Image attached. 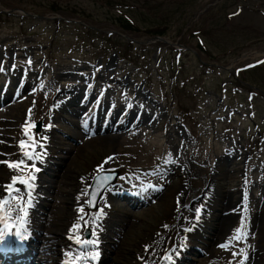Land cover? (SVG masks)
<instances>
[{
    "label": "rangeland",
    "instance_id": "374dc122",
    "mask_svg": "<svg viewBox=\"0 0 264 264\" xmlns=\"http://www.w3.org/2000/svg\"><path fill=\"white\" fill-rule=\"evenodd\" d=\"M109 2L116 7L110 9ZM118 8L123 9V13L129 17L136 29L122 28L123 21L116 12ZM206 8L208 9L201 14ZM0 10L29 16L21 20L11 19L22 29L15 24L0 23V49L5 47L9 50L8 53L17 51L20 56L18 49L24 47L27 51L20 57L12 56L13 52L8 54V60L20 61L18 65L24 67L19 70L21 75L15 76L16 80L21 78L26 83L35 81L45 86L36 96L39 100L35 104L36 111L30 115L33 119L26 124L25 129H22V124L17 119H21V113L30 107L29 103L32 105L36 89L23 94L19 102L12 104L14 108L3 114L4 121L0 122V155H7L8 158L0 164V197L6 192L7 185L11 184L13 176H18V173L32 167L27 162V148L21 151L18 139L23 135L28 137L24 134L28 125L42 121L44 126L38 134L53 131L51 135L53 134L52 139L55 142L49 160H52L56 151L57 159L53 160L57 166L54 169L59 172L56 179L59 195L57 202L64 204L56 209L64 212L63 218L58 222L61 228L67 223V198L84 189L86 184H92L96 174L118 170L115 166L118 164L115 155L120 154L119 161L124 164L133 159L131 155L135 158L128 169L119 170L120 174L142 170L136 174L144 179L133 181L138 185L126 183L132 182L127 176L116 185L120 189L140 186V196L133 197V200L129 197L127 203L120 200L125 196L111 199L112 207L105 211L104 219H108L105 223L106 232L99 234L103 249L110 252V258L105 264H114L116 260L123 261L125 257L129 258L127 264H140L149 250L157 252L161 237H169L168 243L179 241L184 232V235L188 233L195 216L207 209L206 195L210 192L218 193L214 199H217L216 207L220 217L222 216L220 219L227 215L225 211L230 207L239 213L230 215L231 225L225 234L219 235V230L216 232L221 225L216 220L209 235L201 231L198 236L203 244L199 248L198 244H194V252L187 255L186 262L182 264H238L241 256H249L245 253L250 251L252 244L250 240L247 243L244 241V234L253 241L256 239L252 259L258 257V262L264 264V254H260L261 247L264 249V242L261 243V240L264 241V230L259 232V236H255L247 222L250 211L258 205L253 197L260 196L257 200L264 201V0H0ZM74 18V21H81L98 29V34L103 37L97 35V40L90 42L92 46L84 47L83 41L87 36L78 37L81 31L85 32L83 28L78 29L74 25L67 28L66 24L55 23L58 19L69 22ZM27 21L31 22L30 25L23 27ZM158 30L164 32L159 33V37H153L152 33ZM194 33L198 35L195 36ZM122 36L125 41L135 40L133 52L140 53V64L146 65L153 75L136 70L131 62L120 63L119 51H123V47L119 40ZM111 39H116L117 43ZM155 39L158 43L146 45ZM200 40L203 48L199 45ZM174 48L180 51L175 53ZM95 52L99 58L104 54L107 62L109 58L114 59V66L117 67L112 75L116 74V77H123L121 80H124L118 83L116 90L111 87L112 90L108 91L107 103H127L130 98L131 102L137 104L138 101L133 98L136 94L125 96L123 93L136 88L147 95L150 91L143 84L149 76L152 77L151 91H156L158 95L164 96L161 83L168 91L176 76L178 84L186 82L190 87L198 89L193 97H187L178 88L176 89L181 91L178 96L169 94L176 100L171 107L174 108V114L182 118L183 126L176 117L174 133L166 130V125L172 124V119L163 120L159 129H145L144 132L149 133L150 141H144L143 147L136 153L145 133L123 137H119V132L101 133L90 138L91 134L79 132L80 114H77L76 119L67 111L69 107L63 109L64 114L54 117L51 107L55 105V100H52V96L58 93L60 86L53 85L49 79L59 70H63L60 72H65V75H76L72 72L76 73L79 68L88 65L87 63H94ZM180 54L182 56L179 60ZM118 56L119 59H115ZM26 58L29 59V67L24 64ZM174 62L178 67L182 66L177 75L170 74L169 70ZM40 65L41 70L36 69ZM50 66L53 67L52 70ZM63 78L62 85H84L78 76ZM66 80L69 81L65 82ZM131 81L133 84H140L134 86ZM125 82L129 85L121 86ZM107 86L108 83L105 82L104 89ZM92 90L93 86L90 88ZM100 90L102 87L97 93ZM24 99L28 101L20 105ZM157 104L163 107L161 103ZM83 106L85 107V103ZM44 108L47 110L36 113ZM181 109H194V121L185 122L180 113ZM125 110L127 112L130 109ZM102 115L107 117L106 110H102ZM73 120H77V123ZM50 128L51 131H48ZM211 133L214 137L213 143ZM181 134L185 137L182 138ZM166 135L171 144L167 143ZM191 136L197 140L196 144H203L205 138L212 143L208 149L202 151L204 156L199 155L196 158L192 152L195 146L192 145ZM110 138L116 139L114 144L109 142ZM169 146L173 154L180 150L182 158H175L176 165L167 170L170 171L165 175L168 180H164L165 176L152 177L150 173L144 172L143 165L146 163L150 167H159L162 160L158 164L156 162L163 149ZM14 147L18 149V154H15ZM155 149L158 151L150 154ZM146 152L148 154H144ZM10 156L15 159L13 157L9 160ZM106 160L111 163L107 167ZM5 163H8L7 168L3 166ZM10 164L25 169L15 173L16 167H9ZM185 172L188 179L183 180L181 174ZM45 178L50 177L46 175ZM259 204L264 209V202ZM52 211H55L54 207L46 212L47 216L40 219L44 227L48 228V235L52 233ZM254 213L257 210H252L251 214ZM261 216L262 213L251 216L254 231L261 227ZM176 227L180 229L174 230ZM87 229L91 231L89 239L85 235ZM238 232L239 239L236 238ZM96 233L98 231L89 225L81 233L84 241L88 243L90 253H97L95 245L91 243ZM229 233L231 236L227 238ZM224 238H227L224 245H217ZM70 239L71 236L47 237L46 240H51L48 242L51 251L49 257L56 259L57 255L55 258L52 255L56 250L66 251ZM164 248L165 245L162 249ZM90 257L87 264H92L93 258ZM166 260L163 264H167ZM49 264H54V261H49Z\"/></svg>",
    "mask_w": 264,
    "mask_h": 264
},
{
    "label": "bare ground",
    "instance_id": "6f19581e",
    "mask_svg": "<svg viewBox=\"0 0 264 264\" xmlns=\"http://www.w3.org/2000/svg\"><path fill=\"white\" fill-rule=\"evenodd\" d=\"M2 52L4 53V55H6L7 51H2ZM69 95L72 97H79L80 91L79 90H73L69 93ZM1 99H3L6 103V101H12L13 96H12V94L6 93L3 89L0 88V101H1ZM137 100H138V104H136V105L131 103V101L128 100V103L119 107V109H116L115 112H113L111 114V122L109 125H106V129H108L107 133H111L112 131L121 132V131H124V129H126L124 132H121L119 135H122V134L133 135L132 134L133 132L139 133L140 135H142L143 130H140V129H142L144 127H148V125L151 127H156V126L158 127L160 125V123L162 122V118L165 115L164 110L161 107L157 106L155 103H151L150 101L144 102L143 101L144 99L142 97L137 96ZM128 107H130V113L127 116L125 123L123 125H121L120 127H116L114 124L116 116L120 115L119 114L120 111H123ZM146 107L150 110V112H149V110H148V112L145 111ZM9 109L12 110L13 107L11 105H9V107L1 109L0 110V117H3V114L5 112H8ZM102 119H103L102 114H99L97 117H95V119L92 120V123L96 124L97 120H98L99 124H104ZM86 124L87 125L90 124V121H87ZM173 129L174 128L172 127L170 129V131H172ZM115 140L116 139L113 140V138H110L109 142L111 144H114ZM176 156L181 158L180 150L176 151ZM13 157L14 156H10L9 160ZM7 158H8L7 155H4L2 157L0 156L1 161H5ZM118 158H119V156H118ZM14 159H15V157H14ZM170 162H172L174 164L172 159ZM3 166L7 168L8 163L3 164ZM23 169H25V168H21L20 166L16 167L15 173L19 172ZM23 171H25V170H23ZM44 173L48 177H50L51 179L49 178L48 181H45V180H43V178H40V179L38 178L37 182L42 181V183L47 185L45 187L43 185L41 189L38 188L37 182L34 179L29 178L26 180H22L20 177H15L16 183L21 184L22 187L16 188V190H15L16 192L11 195L10 199L8 200V204L6 206V210L3 211V214H4V221H5L8 219L9 215H11L13 213H17V217L19 220H21V222H19V224L17 222L16 223L17 225H13V226H18L17 229H14L13 227H9L6 230H3L2 232L4 233V236H3V239L0 241L1 242L5 241V244H6L5 248L7 249V252L11 251L15 257L22 258L23 260L25 259L24 263H28L29 262L28 261L29 255H28V253L24 252L19 247V245L25 246V247L29 246L30 251H32L36 246V243H34V242H37L41 239L42 242H45L47 244L44 247L48 248L50 246V243H48V242H50L51 240H46L47 237L52 238V236L64 237L65 235H71V239H70V242H69V245H68L66 251H61V250L54 251L52 253V255L54 256V258L57 255V258L53 259L52 261H54V264H85L87 259H89V257H90V251L87 248L88 243L84 241V239L82 238V235H77L74 232L73 227H78L80 224L82 226H85L87 224L91 225L92 227H94V229H96L98 231L97 235L93 236V240H96L98 243H102L100 241L101 237L98 235L100 233L104 234L105 229L102 227L99 228V227L94 226L95 222H97V221L101 222L102 221L101 214L98 212H95L92 215H89L87 212L81 211V210L86 209L87 201H88L87 189L81 190L77 194L75 193L74 196L67 198V204L66 205H67L68 215L65 218L67 223H66V226L64 228H61V226H58V222L63 218V214H64L63 210L62 211L56 210V209H58V207H60V205H64L62 203L57 202L58 197L56 196V194H57V188H56V185H57L56 182L57 181H56V179H57V176L59 175V172L57 173V171L49 168ZM161 174L167 175L166 172H163ZM86 187H87V185H86ZM42 190H43V192H42ZM129 190H130V192H133L129 197L140 196V192L142 193V191L140 190V186H135V188L129 189ZM114 191H117V193L120 194L123 190L119 189L117 187V189H113L111 191H108L102 197L101 202L107 200L109 197L110 198L115 197ZM6 192L4 193V195H2L0 197V220L2 219V209H4V202H5L3 199L6 197ZM21 192L24 193V196L21 194ZM127 193H129V192H127ZM35 195H38V196L46 195V196H48L47 204L42 205L41 210H43L45 212H49L51 207L55 208V211L51 212V214H54V216H53L54 218L52 219V222H53L52 227H51L52 233L49 235L47 232L48 228L44 227V225L42 224V221L39 220L40 218H38L37 216H34L32 213H30V211L32 210V208L35 205V201L33 199V197ZM129 197H128L127 201L129 200ZM103 199H105V200H103ZM130 200H133V199L130 198ZM216 200L217 199H215L214 203H216ZM54 201L57 203V206L50 204ZM48 202H50V203H48ZM41 204H42V202H41ZM38 208H40V205H38ZM231 208H233V207H230L229 209H227L225 211L228 214L224 215L223 219H220L222 216L217 217L216 213L219 211L217 209V212L215 213V215L214 214L212 215L213 216L212 220L206 219L205 223L211 226V224L213 225V220L215 218V220L218 222L220 221V224H221L219 226V229H216V232L219 230V235L225 234L227 229L231 225V223L229 222V219L231 218V216H229V214L233 213V210ZM170 210H172V208ZM7 211H10L12 213L8 214ZM209 212H213V211L210 210ZM209 212L208 211H202L203 214L204 213H206V214L200 223H202L205 220V218L209 215ZM258 213H264V209H261V206L258 207L257 214ZM195 218L198 219V216L196 215ZM260 218L264 219V214ZM178 229H180V227L174 228V230H178ZM17 232H19L20 235H17ZM168 238H167V236L160 238V241L158 242V249L166 252V254L168 251V254L165 257L170 256L171 259H174V260L180 259L183 261L186 257V256H184V251L188 250L189 248H185L183 250L179 246V244H182V241L185 240V237L181 238L182 241H178L177 243H173L172 245H171V242L168 243ZM243 238H244V241L246 243L248 240H250L252 242V244L250 245V249L254 250L255 245H256L254 243V241L249 239V237L245 234H244ZM14 239H15V241H14ZM222 242L223 243L226 242V239L221 240V242H218V244H220ZM164 245H165V249H162V247ZM158 249H157V252L149 250V254L146 256L143 263L144 264H162L165 261V257L163 255H161L160 252H158ZM193 252H194V250L191 251V253H193ZM245 254L249 255V251L246 252ZM109 258H110V255L106 257L104 254L100 253L97 260L99 261L100 264H105ZM250 260H252L250 258V255L247 257L241 256L238 264H250ZM123 261L117 262V260H116V261H114V264H127V263H129V258L125 257L123 259ZM255 264H257V260L255 261Z\"/></svg>",
    "mask_w": 264,
    "mask_h": 264
},
{
    "label": "water",
    "instance_id": "95a60500",
    "mask_svg": "<svg viewBox=\"0 0 264 264\" xmlns=\"http://www.w3.org/2000/svg\"><path fill=\"white\" fill-rule=\"evenodd\" d=\"M116 178H117V175L110 177V175L104 174L101 177H99V179H98L100 184L95 180L93 189L91 191V200H92L91 207L92 208H96V206L98 204V198L106 190V187H108L110 184H112L116 180Z\"/></svg>",
    "mask_w": 264,
    "mask_h": 264
},
{
    "label": "snow or ice",
    "instance_id": "6c2138e0",
    "mask_svg": "<svg viewBox=\"0 0 264 264\" xmlns=\"http://www.w3.org/2000/svg\"><path fill=\"white\" fill-rule=\"evenodd\" d=\"M21 146L24 147L25 145L22 144ZM29 158L31 159V156H29ZM9 167H19V165L10 164ZM30 179H34V177H31V176H30ZM15 182H16V178L13 179V183H15ZM4 203H7V202H4ZM101 214H102V210H101ZM6 228H7V225H6ZM17 235H20V233L17 232ZM3 236H4V233H3V232H0V240L3 239ZM236 238L239 239V232H238ZM91 243H92V244H96L97 242H96V241H92ZM96 256H98V253L96 254ZM96 256H94L93 259H95Z\"/></svg>",
    "mask_w": 264,
    "mask_h": 264
},
{
    "label": "trees",
    "instance_id": "16d2710c",
    "mask_svg": "<svg viewBox=\"0 0 264 264\" xmlns=\"http://www.w3.org/2000/svg\"><path fill=\"white\" fill-rule=\"evenodd\" d=\"M122 24H124V23L122 22ZM125 26H126V28H130V25L128 23Z\"/></svg>",
    "mask_w": 264,
    "mask_h": 264
}]
</instances>
